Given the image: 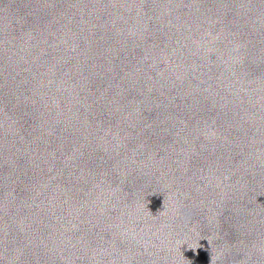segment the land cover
I'll list each match as a JSON object with an SVG mask.
<instances>
[{"label":"clouds","instance_id":"clouds-1","mask_svg":"<svg viewBox=\"0 0 264 264\" xmlns=\"http://www.w3.org/2000/svg\"><path fill=\"white\" fill-rule=\"evenodd\" d=\"M209 264H216L215 258L214 257H210V262Z\"/></svg>","mask_w":264,"mask_h":264}]
</instances>
